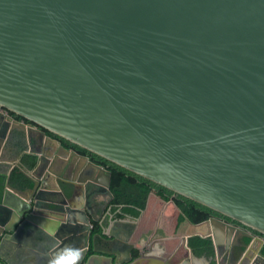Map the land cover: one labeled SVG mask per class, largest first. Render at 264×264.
Listing matches in <instances>:
<instances>
[{"label":"water","instance_id":"95a60500","mask_svg":"<svg viewBox=\"0 0 264 264\" xmlns=\"http://www.w3.org/2000/svg\"><path fill=\"white\" fill-rule=\"evenodd\" d=\"M0 107V157L16 128L40 135L33 166L0 171V264H22L6 247L31 233L30 264L68 247L78 264H199L146 227L122 236L111 171L59 138L263 236L212 218L202 264H264V0H0Z\"/></svg>","mask_w":264,"mask_h":264},{"label":"trees","instance_id":"16d2710c","mask_svg":"<svg viewBox=\"0 0 264 264\" xmlns=\"http://www.w3.org/2000/svg\"><path fill=\"white\" fill-rule=\"evenodd\" d=\"M18 118L21 119L19 116ZM46 132L51 134L49 131ZM59 139L62 141L64 146L72 148L81 154L88 155L92 161L105 166L111 171L110 189L113 197L112 203L124 204V210L138 215L139 211L135 208H144L147 202L150 201L153 204V211L150 213V218L154 219L163 203L171 199V195H173L172 197L174 202L170 203L165 208L164 214L171 213L172 217L177 218L178 227H176L178 232L198 231L199 234L202 235H205L208 232L209 228L206 221L197 226H193L189 222L197 223L199 221L207 220L210 214H217L218 212L179 194H175L167 188L141 177L121 166H118L101 156L80 148L63 138ZM24 160H26V162L29 161V165L33 166L35 156L25 155ZM19 174L21 173L18 172L13 175ZM94 228L96 231L97 225H95ZM246 241L248 242L249 238H246ZM190 243L194 249H203L205 251L212 252V244L209 238L196 235L190 239ZM262 254L264 255V245L262 247Z\"/></svg>","mask_w":264,"mask_h":264},{"label":"crops","instance_id":"0c3cea01","mask_svg":"<svg viewBox=\"0 0 264 264\" xmlns=\"http://www.w3.org/2000/svg\"><path fill=\"white\" fill-rule=\"evenodd\" d=\"M16 133H15V138L13 142L12 148H9L6 150L3 155L0 157L2 161H0V171L5 172V173H10L13 172L14 174L20 173V170L16 166L17 164H21L24 169H27L22 162L26 165L29 166L30 162H26L24 160L25 155H35V151L37 150L38 147V139H39V134L36 131V129L31 130V136L32 142L28 143L26 141L27 137L25 134V131L20 127L16 128ZM58 156L62 159H67L69 157L68 152H64L59 148V154ZM106 197L108 202L110 200V195L105 194L103 198ZM170 203H163L161 208L159 209L156 217L154 219L150 218V213L153 211V204L152 202L148 201L147 204L145 205L144 208H139L136 207L135 209L139 211V218L137 219L135 224V228L133 230L136 231L137 228H142L146 227L149 231H146L143 233L146 236L147 233H158L162 234L164 236H176L175 234L178 233L177 230V218L172 217L171 213L164 214L165 208L169 205ZM141 222V223H140ZM120 222L115 223L118 225ZM132 223V222H131ZM140 223V226L137 227V225ZM157 223H159V226H157ZM133 224V223H132ZM180 225V223H179ZM177 226V227H176ZM158 227V228H157ZM138 229V232L140 233V230ZM151 232V233H150ZM32 235L30 236H24L22 240H16V241H11L8 243L6 247V253L5 255L10 258H14L17 260H20L22 264H30L34 263L35 259L37 257V253L40 252L41 249V244L39 241H37V238L34 236L35 234L31 233ZM201 237H204L202 234H197ZM159 236V235H158ZM226 234L219 238L218 236V241L226 242ZM171 240V239H170ZM173 240V239H172ZM178 240V239H177ZM185 249L180 250L179 254H184ZM211 252L205 251L203 249H198L197 250V256H198V262L199 264L203 262V257L205 256L207 259L210 257ZM255 256V253L253 254V257ZM252 257V258H253ZM238 264V263H237Z\"/></svg>","mask_w":264,"mask_h":264},{"label":"flooded vegetation","instance_id":"af4514ba","mask_svg":"<svg viewBox=\"0 0 264 264\" xmlns=\"http://www.w3.org/2000/svg\"><path fill=\"white\" fill-rule=\"evenodd\" d=\"M4 111V108H2V107H0V111ZM16 117H18V116H16ZM26 122H28L27 120H26ZM15 133H16V130H14L12 133H11V137H10V141L11 142H14V138H15ZM46 134H48L47 132H46ZM48 135H50V134H48ZM40 136V135H39ZM38 141H39V139H38ZM40 143V142H39ZM39 143H38V146H39ZM63 144V143H62ZM51 145V144H50ZM12 174H14L13 172H11ZM110 195V200H109V202H108V200H107V198L106 197H104L103 198V201H102V207H104L105 208V212L106 211H108V210H110V212L111 213H113V214H115V216L118 218V219H122V221H120V225H121V227H122V231H121V234H122V236H124V237H126L127 239H129L130 241H133V240H138V235L135 233L136 231H138V229L139 228H137L136 229V231L135 230H133V228H135V224H134V222H136L137 221V219L139 218V215H135V214H133L132 212H129V211H127V210H124V204H114V203H112V195L111 194H109ZM173 195H171V199H169L168 201H165V203H172V202H174V200H173V197H172ZM212 218H218V219H220L221 221H225V222H227V223H229V224H232V225H235V226H237V227H240L241 229H243L246 233H251V234H253V236L256 238L255 239V241H254V248H256L257 247V245L259 244V240L257 239V238H260V237H263L261 234H259L258 232H256V231H254V230H252V229H249V228H247V227H245V226H243V225H241V224H239V223H237L236 221H234V220H232V219H230V218H228V217H226V216H224V215H222V214H220V213H217V214H210L209 215V217L207 218V220H204V221H199V222H197V223H191V222H189L190 224H192L193 226H197V225H201V224H203L205 221L208 223V228H209V230H208V232L205 234V235H207V234H209V232H210V219H212ZM136 219V220H135ZM133 224H132V223ZM141 223V222H140ZM140 223L137 225V227L138 226H140ZM157 226H159V223H157ZM128 232H130L129 234H128ZM199 232L198 231H188V232H178V233H176L175 235L176 236H171V240H169L168 241V244L170 245V248L173 250V249H177V254L179 255V256H187L188 255V253L190 252V248L192 247V245H191V243H190V239L193 237V236H196L197 234H198ZM234 234H236V236H235V238L232 236H230V241H231V243L232 242H236L238 239H240V238H238V237H242V235L244 234L243 233V231H234L233 232ZM205 235H203V236H205ZM173 239V240H172ZM178 239V240H177ZM246 239V238H245ZM146 240V239H145ZM154 240H156L157 242H159L158 244H155V245H153L152 246V249H151V253H158V254H160V255H162V256H164L166 259H168V255H166L163 251H162V241L160 240V239H158V238H156V239H154ZM251 239L249 238V241H250ZM248 241V242H249ZM248 242H246V243H248ZM253 246H252V248L249 250L250 251V254L251 253H253ZM192 248H194V247H192ZM182 249H185V253L184 254H179V252H180V250H182ZM194 250V252H195V257H194V261H195V263H197L198 262V260H196V259H198V256H197V249H193ZM134 251V250H133ZM254 254V253H253ZM248 261H247V259H245L244 261H243V263L242 264H246ZM193 263V262H192ZM199 263V262H198ZM200 264H202V262L200 263Z\"/></svg>","mask_w":264,"mask_h":264},{"label":"clouds","instance_id":"9594fccd","mask_svg":"<svg viewBox=\"0 0 264 264\" xmlns=\"http://www.w3.org/2000/svg\"><path fill=\"white\" fill-rule=\"evenodd\" d=\"M81 255L80 249L68 247L59 252L51 264H78Z\"/></svg>","mask_w":264,"mask_h":264}]
</instances>
